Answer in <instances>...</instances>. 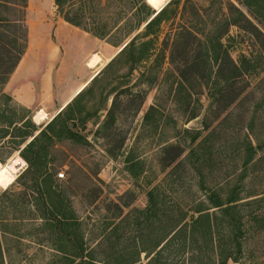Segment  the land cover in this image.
Masks as SVG:
<instances>
[{"label": "rangeland", "instance_id": "obj_1", "mask_svg": "<svg viewBox=\"0 0 264 264\" xmlns=\"http://www.w3.org/2000/svg\"><path fill=\"white\" fill-rule=\"evenodd\" d=\"M170 1L148 0L158 11ZM228 1L235 3L264 31V24L249 13L242 0H179L178 15L164 22L158 33L157 43L160 48H165L166 57L159 70V79L149 88L140 109L135 110L139 100L135 94L149 86H138L139 80L145 82L148 77H140V69L134 75H129L127 66L123 63L116 65L95 83L93 93L86 95L83 101L92 113L85 130L81 129L86 141H55L52 156L64 162L63 166L57 163L55 184L70 197L80 222V225H75V230L84 236L86 253L90 251L96 260L102 261L109 256L107 258L111 264H132L137 259L139 261L135 264H219V257L209 241L200 237L202 242L194 245L193 250L189 248L192 209L198 201H206L200 184L202 179L206 186L215 189L227 188L229 183L237 179L244 152L243 147L233 152L230 144L245 140L248 134L246 127L251 122L255 105L264 96V82H261L264 78V57L260 42L250 32L240 25L230 26L223 37L225 47L236 60L241 55L253 58L257 69L254 72L256 74L248 78L250 86L247 91L222 110L220 104L212 102L207 87L197 83L185 88L178 86L180 77L171 63L170 42L177 32L183 31V27L191 28L200 39H204L205 32L212 27L211 21L215 18L219 21L229 13ZM184 7L189 12L193 8L198 9L202 18L190 15ZM26 18L28 28L32 22L63 20L54 0H28ZM168 35L171 36L167 48L164 41ZM119 37L113 36V40ZM179 39V42L183 41L180 34ZM199 54H202V48L195 39L188 54L182 48L176 52L179 61ZM48 59L51 65H57V57H38L36 60L25 57L22 65L26 69L33 61L39 69L41 66L45 68ZM109 62H103L94 70L93 76ZM80 68L83 69L82 76L87 68L83 65ZM61 72L58 83L69 82L62 88L65 96L80 79L71 77L69 70ZM118 85H122L120 89L129 85L131 91L121 95L123 103L115 122L104 125L107 111L100 110L103 105L101 90ZM111 103L112 99L109 106ZM9 105L7 115L16 113L19 117L29 116L37 125V132L57 115H50L47 110H43L46 116L39 119L36 118L37 112L41 110L39 108L29 109L14 101ZM151 106L155 108L152 111V120L156 122V126H152L154 128L144 124L145 114ZM194 112L198 117L189 121ZM259 116L263 118L264 113L261 112ZM197 130L201 131V137L195 145L204 138L205 142L193 151L190 139ZM212 131L215 132L214 136L206 139ZM256 135L264 139L260 120L256 122L253 136ZM166 141L181 144L184 153L172 167L163 169L159 153ZM19 154V151H15L0 168V215L6 219L4 224L7 230L16 234L5 236V264H68L58 250L60 245H64L58 238L59 229L52 228L39 218V212L32 206L34 194L29 190L24 195L21 193L22 186H10L26 168ZM132 163L134 166L130 171L128 166ZM200 165L203 166L198 171ZM59 173H64V177H59ZM256 175L253 177L252 173L246 180L249 191L264 187L263 180ZM155 186L160 189L159 211L149 218L145 213L147 192ZM6 191L8 193L4 194ZM244 215V234L240 239L242 252L238 261L229 260L227 264H264V200L260 205H246ZM252 215L258 218L252 219ZM180 217H185V221L176 228V237L165 246L159 258L148 263L150 258L146 252L140 253L141 249L154 247ZM65 230L68 232L70 227L65 226ZM218 230L222 239L226 240L227 229L224 225L216 228ZM2 234L0 232L1 238ZM0 264H3L1 257Z\"/></svg>", "mask_w": 264, "mask_h": 264}, {"label": "trees", "instance_id": "obj_2", "mask_svg": "<svg viewBox=\"0 0 264 264\" xmlns=\"http://www.w3.org/2000/svg\"><path fill=\"white\" fill-rule=\"evenodd\" d=\"M54 2L58 13L65 21L100 39L107 40L114 46L122 44L121 49L70 103L37 132L38 127L29 116L6 114L10 110L9 104L14 99L4 91L5 85L28 47L26 18L28 0H0V149L2 150L0 162L5 163L15 151H19V157L26 163V168L10 186L17 184L22 186V194H28L29 190L34 194L32 206L39 212V218L52 228L59 229L58 238L64 245L63 247L60 245L58 250L68 264H100V262L111 264L108 261L109 256L99 261L90 251L86 253L84 236L80 235L77 229L75 230V225H80V222L72 208L71 199L59 185L55 184L57 163L58 166H63L64 162L53 158L52 148L56 144L55 141H86L87 138L81 129L85 130L88 121L92 118V113L87 109V103L83 101L86 95L93 93L95 83L116 65L123 63L127 66L129 75H134L135 71L140 69V77H148L145 82L139 80L138 86H144V84L149 86L143 87L135 94V98H139L135 110L140 109L149 88L159 79V70L166 57L165 48H160L157 43L158 33L164 22L171 21L178 15L179 0L170 1L160 11L153 8L148 0H54ZM241 3L259 20V23L264 24V0H242ZM228 10L229 13L219 21L216 18L211 21L212 27L205 32L204 39H200L191 28L183 27V31L177 32L176 37L170 42L171 63L180 77L178 86L185 88L197 83L207 87L212 102L220 104L222 110L235 103L247 91L250 86L248 78L255 75L254 72L257 69V63L253 58L241 55L239 60H236L225 47L223 37L228 33L230 26L240 25L250 32L260 42L262 57H264V31L232 1H228ZM185 11L192 16L202 18L196 8L190 12L186 8ZM179 34L182 42H179ZM113 36L120 37L118 40H113ZM170 36L168 35L164 41L167 48L170 46L168 41ZM194 39L199 41L202 54L179 61L176 55L177 49H185L188 54ZM149 60L152 61L149 66H146ZM261 82H264V78ZM124 86L122 89H120L122 85L109 90L102 88L103 105L100 110L107 111L104 125L115 122L123 103L121 95L131 91L128 89L129 85ZM110 99L112 103L109 106ZM154 109V106H151L144 118V124L151 128L156 126V122L152 120ZM261 112L264 113V96L255 105L251 122L246 127L248 134L245 140L241 143L227 141L228 144L231 143L230 149L233 152H238L243 147L244 155L236 181L229 183L227 188L215 189L206 186L202 179L200 184L205 192L206 201H198L192 209V235L188 237L189 248L193 250V246L200 244L202 239L209 241L219 257L217 259L219 264H227L229 260L238 261L242 252L240 239L244 234V207L260 205L264 200V187L249 191L246 185V180L252 173L253 177L257 174L256 177L263 180L264 184V139L257 135L253 136L258 120L264 131V117L259 116ZM197 117L198 114L194 112L189 121ZM261 119H263L262 123ZM186 130L188 132V129ZM214 133L212 131L206 139L213 137ZM200 137L201 131L197 130L190 139L193 151L205 142L204 138L195 145ZM183 153L184 146L166 141L160 148V165L163 169L172 167ZM133 164L128 166L130 171ZM202 166L197 167L198 171L202 169ZM64 175L63 173V177ZM134 175L137 174L134 173ZM159 191V187L155 186L147 192L148 205L145 213L149 218L158 214ZM7 193L8 191L4 192V194ZM13 204L15 201L12 207ZM257 218V215H252V219ZM5 220L0 215V232L3 233L2 238L0 236V257L3 264H5L6 251L5 236L16 235L13 231L7 230ZM13 220L16 219L13 218ZM184 221L185 217L178 218L169 232L167 231L154 247L141 249L140 253L146 252L147 257L150 258L148 263L160 257L165 246L176 237V228ZM221 225L227 229L226 240L222 239L219 230L216 231V228ZM65 226L70 227L68 232ZM262 226L264 227V219ZM153 254L155 255L151 256ZM138 261L139 259L132 264Z\"/></svg>", "mask_w": 264, "mask_h": 264}, {"label": "crops", "instance_id": "obj_3", "mask_svg": "<svg viewBox=\"0 0 264 264\" xmlns=\"http://www.w3.org/2000/svg\"><path fill=\"white\" fill-rule=\"evenodd\" d=\"M120 49L121 47L114 46L64 19L50 23L32 22L28 28L26 52L4 91L11 95L16 103L26 108L47 110L50 115L58 114L92 81L98 67L104 64L103 62H109ZM25 57H31L32 60L38 57H57V65H51L48 59L45 68L41 66L39 69L37 63L32 61L30 64L33 68L27 65L25 69L22 65ZM95 58L99 61L92 66L91 62ZM80 65L87 68L82 76L80 75L83 69L81 70ZM61 70H69L71 77L80 79L65 96L62 94V88L69 82L58 83ZM99 72L100 70L96 75Z\"/></svg>", "mask_w": 264, "mask_h": 264}, {"label": "bare ground", "instance_id": "obj_4", "mask_svg": "<svg viewBox=\"0 0 264 264\" xmlns=\"http://www.w3.org/2000/svg\"><path fill=\"white\" fill-rule=\"evenodd\" d=\"M99 59L98 58H95L92 62H91V65L92 66H95L97 63H98ZM46 116V113L41 110V111H38L37 112V117L36 118H39V119H43L44 117ZM1 165L2 163L0 162V168H1Z\"/></svg>", "mask_w": 264, "mask_h": 264}, {"label": "built area", "instance_id": "obj_5", "mask_svg": "<svg viewBox=\"0 0 264 264\" xmlns=\"http://www.w3.org/2000/svg\"><path fill=\"white\" fill-rule=\"evenodd\" d=\"M59 176H60V177H63V173H60Z\"/></svg>", "mask_w": 264, "mask_h": 264}]
</instances>
